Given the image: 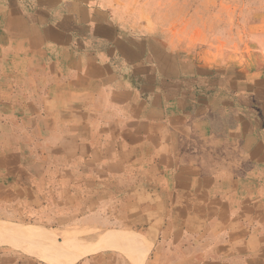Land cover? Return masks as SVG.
Returning a JSON list of instances; mask_svg holds the SVG:
<instances>
[{"label": "crops", "instance_id": "obj_1", "mask_svg": "<svg viewBox=\"0 0 264 264\" xmlns=\"http://www.w3.org/2000/svg\"><path fill=\"white\" fill-rule=\"evenodd\" d=\"M0 223L122 232L143 264H264V68L176 50L107 0H0ZM0 264L131 263L3 244Z\"/></svg>", "mask_w": 264, "mask_h": 264}, {"label": "rangeland", "instance_id": "obj_2", "mask_svg": "<svg viewBox=\"0 0 264 264\" xmlns=\"http://www.w3.org/2000/svg\"><path fill=\"white\" fill-rule=\"evenodd\" d=\"M107 2L121 18L140 26L142 31L166 37L174 49L181 48L190 56L202 58L207 63L217 62L222 66L264 68V0H107ZM15 229L19 228L7 227L0 223V245L9 244L24 248L51 261H70L68 255V257L64 254L56 255L58 252L53 249L55 240L63 242L65 238L62 234L68 231L56 234L42 229H32L26 235L24 232L14 233ZM80 231H82L80 251L83 253L72 261L100 250H112L128 263L143 264L144 252L138 248L140 242L133 236L118 231ZM124 236H128L129 238H125L130 240H125ZM144 248L147 249V246ZM86 249L90 251L87 252Z\"/></svg>", "mask_w": 264, "mask_h": 264}, {"label": "bare ground", "instance_id": "obj_3", "mask_svg": "<svg viewBox=\"0 0 264 264\" xmlns=\"http://www.w3.org/2000/svg\"><path fill=\"white\" fill-rule=\"evenodd\" d=\"M83 229V228H82ZM25 233L26 235L29 233V232H31V231H29V229H27V230H24V229H21V228H19V229H15V231H14V233H16V234H22V233ZM13 233V232H12ZM50 233V232H49ZM82 233V231H80V230H74V231H68V232H66V233H63L62 235L64 236V243L62 242V241H57L56 242V240H55V243H54V247H53V249H55L58 253L56 254V255H60V254H64V255H68L67 257L69 258V260H70V262L72 261V260H74L75 259V257H77V256H80L82 253H83V251H80V244L82 243V238H81V236H80V234ZM101 233V232H100ZM57 234V233H56ZM97 234V233H96ZM30 235V234H29ZM50 235H52V234H49V236ZM98 235V234H97ZM100 235V234H99ZM24 236V235H23ZM47 236V235H46ZM130 236V235H129ZM87 237V236H86ZM86 237H85V239H86ZM125 237H128V236H124V238ZM132 237V236H131ZM55 238V237H54ZM99 238H100V236H99ZM129 238V237H128ZM128 238H125V240H127ZM93 239V238H92ZM133 239V238H132ZM46 240V239H45ZM128 240H130V239H128ZM88 241V240H87ZM83 242H85V241H83ZM87 243V242H86ZM135 243H137V242H135ZM91 244V243H90ZM89 244V245H90ZM92 245V244H91ZM83 247H85V246H83ZM82 247V248H83ZM90 247V246H89ZM94 247H95V245H94ZM90 250H91V248H89ZM95 249H96V247H95ZM90 250H88V251H90ZM51 251H54V250H51ZM56 251H54V252H56ZM86 251H87V249H86ZM87 251V252H88ZM65 253H67V254H65ZM85 254V253H84ZM53 255H54V253H53ZM52 257V256H51ZM54 257V256H53ZM56 257V256H55ZM145 258V257H144ZM67 261V260H66Z\"/></svg>", "mask_w": 264, "mask_h": 264}]
</instances>
